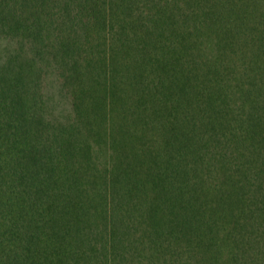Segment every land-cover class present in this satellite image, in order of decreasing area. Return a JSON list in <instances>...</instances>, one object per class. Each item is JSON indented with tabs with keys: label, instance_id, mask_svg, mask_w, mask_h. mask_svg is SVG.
Returning a JSON list of instances; mask_svg holds the SVG:
<instances>
[{
	"label": "trees",
	"instance_id": "1",
	"mask_svg": "<svg viewBox=\"0 0 264 264\" xmlns=\"http://www.w3.org/2000/svg\"><path fill=\"white\" fill-rule=\"evenodd\" d=\"M0 264H264V0H0Z\"/></svg>",
	"mask_w": 264,
	"mask_h": 264
}]
</instances>
